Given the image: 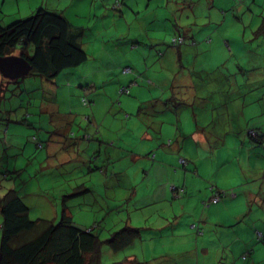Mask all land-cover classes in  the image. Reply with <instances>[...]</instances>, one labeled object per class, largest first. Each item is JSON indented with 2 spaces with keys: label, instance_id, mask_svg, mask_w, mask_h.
<instances>
[{
  "label": "crops",
  "instance_id": "1",
  "mask_svg": "<svg viewBox=\"0 0 264 264\" xmlns=\"http://www.w3.org/2000/svg\"><path fill=\"white\" fill-rule=\"evenodd\" d=\"M10 1L16 3L18 7H21L20 1L27 3L26 8H22L21 15L16 18H23V15L27 16L25 14L29 15L35 9L43 7L61 14L70 24L77 26L66 15L64 9H59L61 5L57 3L60 0ZM99 1L101 5L98 8H95L94 4V14L99 19L114 18H111L112 24L120 32L113 38L125 39V46L122 48L125 50H121L117 56L119 60L129 55L128 50L133 51V48L128 47L129 45L134 46V49L135 47L141 49L138 54H134L137 63L134 57H129L124 63H120L121 69L130 66L140 77L122 75L119 72V77L113 79L112 74L113 80L111 79L109 83L113 84L110 88L112 91L102 85V82H95L96 74L102 72L101 69L91 72L92 79L89 73L79 66L60 73L55 83L56 78L48 82L39 77L44 81L45 86L49 85L44 94L51 93L52 87L55 88L54 95L57 97L55 100L62 102L66 115H72L73 113H68L75 111L84 114V110H78L80 108L89 109L86 111L87 115H84L88 120H83L86 127L83 136L80 139H74V134H71L70 126L68 127V119L50 120L43 125L35 123V119L33 121L25 118L19 119L15 113L16 109H12L8 104L14 101L13 103L22 106L21 102L14 99L13 93L18 95L27 93L30 83L26 82V79L38 76L31 74L30 71L23 78L11 80L0 73V113L3 112L8 117L12 114L14 116L12 119H0V172L2 168L9 166L11 157L13 161H17L23 157L29 158L31 152L35 155L36 144L33 140L36 137L42 144L40 156L44 157L43 152H48L50 149L55 156L62 154L60 160L63 163L61 165L64 163L70 165L75 159L78 160L79 165L70 166L66 174L76 170L93 174V177L103 185L102 190L108 189V194L100 192L102 199L105 197L107 200L98 210L101 215L97 220L86 225L75 223L73 215L71 213L68 215L71 221L81 228L89 229V225L93 224L92 228L99 239L96 241L95 251H98V258L94 257L97 260L95 264H102L100 254L104 244L110 252V258L118 260L111 264H264V167L256 162V167L252 168L246 163L248 170L244 171L243 167L236 165L232 159L237 157L243 163L245 160L250 163V158L254 154L256 161L264 162V151L256 150L253 153L250 148L246 147V137L244 139V137L235 136L236 131L231 132L233 133L232 138L235 139L233 141L234 150H230L228 156L222 157L218 152L209 151V144H212V148L215 149V144L220 141L227 143L223 141V135L206 129V126L213 120V116L209 113L213 109L212 99L209 98L208 103L199 101L195 107L190 108L186 104L189 98H194L203 89V87L196 86H194V91L189 92L187 96L174 97L176 93H179L174 89H185L187 84L183 81V85L177 87L180 85L181 78L179 74L175 77L177 69H173V65L179 63L180 58L192 61L193 58L206 56L209 53L211 58L224 56L228 59L229 56H233L231 53L233 51L229 49L227 53L224 47L229 45H223L220 41L213 42L214 46L212 44L208 50L186 45L176 52L171 51L167 43L172 31L187 28L186 23L200 16L205 20L203 22L206 25L209 22L220 21L219 10L227 5L224 2L223 7H217L219 8L217 9L214 8V0H205L204 5L198 11L196 1L183 0L181 3H172L169 6V13L173 12L172 17H168V20L161 26V29L165 30L164 34L161 31L149 34L151 31H147L153 24L158 27L157 17L154 20V12L149 15L146 13L147 10L139 13L133 7L132 12L136 11L137 16L142 15L136 22L133 19V23L136 24L134 30L140 32L133 36L131 33L125 35L120 26L123 25L120 20L122 18L125 20L124 15L132 18L131 13L120 14L113 9L115 4L111 7L114 13H109L108 6L112 0ZM82 2L88 4L89 0H82ZM124 2L127 3L125 0ZM103 10L104 13H101ZM162 10H158L159 16ZM117 13L119 18H117ZM208 30H212L210 26ZM208 30H204L202 35L208 33ZM211 37L213 38V34ZM82 40L80 44L84 50ZM146 41H149L150 45H145ZM220 47L221 50H219ZM160 51L163 52L162 56L157 55ZM11 56L17 55L14 53ZM101 63L102 61L99 62ZM164 69L171 72L169 76H165ZM150 70H152L151 74ZM201 71L205 77L211 76V72L205 71L203 67L190 70L188 76L194 80L201 78ZM214 76L209 80H212L215 86L212 85L207 90V94H214L222 103H227L225 96L232 89L228 83L229 77L223 72L217 76L214 74ZM137 79H140L139 82ZM134 82L138 83L137 87ZM115 84L120 89L123 86H133L128 96L119 92L118 95L122 97L119 98L118 108L112 105L113 97L117 95ZM12 85H15V90L10 91ZM81 96L87 98L92 105L83 107L80 104ZM30 104L28 102L26 106L29 107ZM221 106L227 109V104H221ZM242 106L245 107L244 104ZM99 108L103 109L104 113ZM23 110L30 116L31 109ZM165 117L168 120L167 124L164 123ZM183 117L189 128H185L182 122ZM192 117L195 123H192ZM225 123L229 124V121H219L220 126ZM260 130L264 132V127ZM166 131H171L172 135H164ZM70 134L72 137L69 140ZM86 136L90 138L87 139ZM144 141L147 143H140ZM167 141L175 142L176 145L166 147ZM239 147H242L241 151L238 150ZM182 148L187 152L181 153ZM10 150L12 152L9 155L7 151ZM231 151L234 153L230 155ZM240 152L243 153V158ZM181 156L187 159L184 160L185 165L180 164L179 157ZM122 159H126V162L117 164ZM92 161H94V167L91 165ZM56 163L57 166L49 165L41 167V170L49 168L51 170H45L44 174L54 175L56 174L55 168L59 166V163ZM35 170L37 174L38 171ZM15 171L19 172L17 169ZM219 177L228 180L230 185L228 190L232 192V195L230 198L225 195L220 199V203L214 205L210 203L212 195L207 197L208 194L204 190L209 188L213 194L222 191L216 181ZM142 183H145L144 187ZM80 185H85V183H79L72 189L67 185L68 188L65 190L75 189L82 195L92 192L89 187H79ZM47 190L45 188V191ZM141 192L146 194L142 199ZM23 196L25 198L28 195L26 193ZM30 196L36 198V204L43 199L42 207L48 209L55 207L53 218L49 219L46 216L43 220L55 221L58 218L56 208L58 197H49L40 188L33 189ZM204 200L208 201L203 203ZM24 202L26 203L25 199ZM64 203L63 205L68 207L67 201ZM112 211L115 215L120 213L121 219L116 218L115 227L108 229L107 239L101 241V234L105 231L102 221L114 215ZM124 212H126L125 218ZM257 234H261L263 241L256 240ZM110 238L114 239V243L106 242ZM149 253L152 258L147 260ZM119 254L123 257L119 258Z\"/></svg>",
  "mask_w": 264,
  "mask_h": 264
},
{
  "label": "rangeland",
  "instance_id": "2",
  "mask_svg": "<svg viewBox=\"0 0 264 264\" xmlns=\"http://www.w3.org/2000/svg\"><path fill=\"white\" fill-rule=\"evenodd\" d=\"M94 1V3H93ZM121 1V0H119ZM127 2V5L124 6V11L126 13H131L132 18L129 15H124L125 20L122 18L120 22L123 23L121 26L122 31L125 35H129L131 33L133 36L139 34V31L134 30L135 23H133V19L136 22L138 18H141L142 15L137 16L135 12L133 11V5L135 7L136 3H140L143 5V10L146 11V13L157 14V10L163 9L164 11L170 10L169 6L172 5V3L176 2H183L182 0H125ZM196 0H192V2H195ZM116 2V0H112L109 4V13H114V11L111 10L112 5ZM150 2L149 5H147ZM225 2V1H224ZM224 2L221 4L219 0L215 1L214 7H223ZM144 3V4H143ZM204 0H199L197 7L199 8L198 11H200L201 7L204 5ZM230 3L234 5H238L239 7L232 10L229 8L231 4H228L227 6L223 7V9L226 11L227 14V20L224 25V30H226V34L228 38H231L230 36H236L239 40L238 44L239 47L235 45H231L230 49H232L233 56H229L228 59H225L224 56L222 57H215L211 58L212 56L208 53L206 56H198L197 58H193L192 61H187L185 58H180V62L175 63L173 65V69H177L175 72L179 74L180 85H183V81L186 82V88H176L175 91H179V93H176L174 95L175 98L187 96L189 92L194 91V86L196 87H203V89L196 95L194 98H189L188 102L186 103L189 105L190 108L195 107L196 103L201 102H209V98L212 99V105L213 109L209 112L213 117L211 120L212 122L209 123L206 126L207 130L215 131L217 134L223 135V141L227 143H221V141L216 145L215 149L212 148V144L210 145L209 151L211 152H218L221 154L222 157L228 156V153L230 150L233 149V141L235 140L232 138L233 133L235 132V136H241L246 137V147L250 148L251 151H264V147H261V145H258L257 147H253V144L249 143L250 140L248 139L247 133L250 129L257 128L259 126L264 127V98L262 95V100L260 103L256 102L255 99L260 96V94H264V31L256 32L255 30L260 25V23L263 21L264 15V2H261V0H240L237 3L234 0H230ZM94 4L95 8H98L101 5V2L99 0H89L88 4H84L82 0H60L57 5H61L59 9H64L66 15L79 27L83 28V35L81 39H83V47L84 50L87 53V60L86 63L79 66L81 68H84L92 79V71H97L98 69H101L102 72H99L96 74L97 78L95 82L97 83L102 82V85L106 86V88L110 89L112 88L113 84H109L110 80L117 79L119 77V72L122 74V69L120 66V63H124L129 57H134V54H138L141 49L134 46L132 47L129 45L128 47L132 50H128L129 55H125L122 60H119L117 57L121 50L125 46V39H117L113 38L114 35L120 32L119 29H116L114 25L112 24V17L109 18H98L94 14ZM20 6L16 3H8L6 0H0V12L4 15L2 19L3 24H7L11 21L13 17H19L22 13V8H26L27 3L20 1ZM149 6V7H148ZM66 7V9L64 8ZM159 10V11H160ZM104 13V10L101 12ZM108 13V14H109ZM221 14V12H220ZM28 15V14H25ZM23 17H25L23 15ZM27 17V16H26ZM112 18V19H111ZM117 18H119V14L117 13ZM15 19V18H14ZM18 19V18H17ZM194 19V18H193ZM193 21V20H192ZM204 21V20H203ZM118 22V21H117ZM192 22L186 23V26H189ZM235 28V29H234ZM191 33H196L198 30H202L201 28H191ZM234 29V32L232 30ZM154 32H149V34H153ZM189 34V33H188ZM128 37V36H126ZM225 42V40H224ZM237 44V45H238ZM145 45H150L149 41L145 42ZM141 47V46H140ZM185 47V46H184ZM222 48L220 47L219 50ZM224 49L229 51V49ZM134 61L137 63V59L134 57ZM102 61L101 64L99 62ZM139 61V58H138ZM182 61V62H181ZM219 65V66H218ZM127 67V66H126ZM200 67H203L205 71H210L211 76L205 77V75H202V71L200 72L201 78L198 77L195 80L190 79L188 76V73L192 69H199ZM225 73L229 77V83L232 89L227 93L228 96H225L227 99V103H222L218 97H216L214 94L208 95L207 90L213 86H215L214 82L212 80H209L211 77H215L214 74L219 75L220 73ZM149 73H152V70L149 71ZM163 73L165 76H169L171 72L163 70ZM129 74V73H128ZM136 76L140 77L138 74ZM185 76V77H184ZM112 79V80H113ZM138 82L140 79H137ZM23 81V80H22ZM57 81V78L54 80ZM26 82L30 83V88L27 93L25 94H14V99L18 100V102L22 103V106H18V104L13 103L14 101H11L8 103L11 105L12 109H16L15 113L17 114L18 118H25L27 120L33 121V119L36 120L35 123L43 124L45 122H49L50 120H62V119H68L70 126V132L71 134H74V139H80L81 136H83V131H85V123L83 122L84 119H86L84 115L86 114V111L89 109L80 108V110H84V114L75 112H70L68 114L72 115H66L65 111H63V104L62 102H59L58 100H55V88L52 87V92L44 94L46 87L49 85H44V81H42L39 77L31 76L26 79ZM60 82V80L58 81ZM105 82V83H104ZM179 82V81H178ZM194 82V83H193ZM79 83V82H77ZM254 83V84H252ZM61 85V84H60ZM101 85V84H100ZM235 86V88H234ZM255 86V87H254ZM115 87L117 85L115 84ZM135 87H137L135 85ZM234 88V89H233ZM253 88H258L255 91H252ZM101 89V87H100ZM15 90V85H12L10 91ZM117 95L113 97L112 105L118 108V101L119 98L122 96H119L120 88L117 87ZM229 90V89H228ZM249 90V91H248ZM17 91V89H16ZM110 91H112L110 89ZM257 92V94H256ZM255 95H254V94ZM85 95V94H83ZM82 97V96H81ZM9 102V100H8ZM30 102V106L27 107L26 104ZM54 102V104H53ZM220 105H216V104ZM245 103V107L242 106V104ZM81 104V99H80ZM221 104H227V109L225 107H222ZM7 107V106H6ZM31 109V114L28 116L24 113L25 110L23 109ZM101 112L104 113L103 109L99 108ZM190 115V114H189ZM14 116H5L4 113H0V119H6L10 118L12 119ZM84 117V118H83ZM104 117V115H103ZM225 120L229 121V124L220 126L219 121ZM182 122L185 124V128H189L187 125L186 119L183 117ZM164 123L167 124L168 120L167 117H165ZM192 123H195L193 117H192ZM81 126V128L79 127ZM166 128V127H165ZM39 129V127H37ZM45 133V131H42ZM69 135V140L72 137V135ZM166 136L172 135L171 131H166L164 133ZM68 140V139H67ZM68 140V141H69ZM82 141V140H81ZM264 141V140H263ZM85 142V141H84ZM33 143L36 144V152L35 155L30 153V157L26 158H20L17 161H13V157H11L9 166H5L1 169V173L4 175V177H0V195L5 194L6 191L9 189H14L20 193L21 195H25L27 193L28 196H26L24 199L26 201V205L29 209L28 216L30 220H36V219H44V217H49V219L53 218V213L55 207H52L51 209H48L46 207L41 206V202L43 199H41L39 204H36L37 200L36 198L30 196V193L33 189H41L45 195L51 196L52 198L58 197V206L56 207L58 209V218L54 221H58L61 217V211L63 210V203L62 197L66 196L70 193L69 198L67 199L68 203V209L69 212L73 215V221L77 224H88L91 221L97 220L99 217L100 212L98 211L100 206H103L107 200L100 194L106 193L108 194L107 190H102L103 185H101V182L97 180L95 177H93V174L85 172H79L74 171L70 174H66V170L70 169V166L76 167L79 165L78 160H74L70 165L69 164H62L63 163L60 160V157L62 154H58L57 156L54 155V153L51 152L49 149L48 152L44 151L43 155L44 157L40 156V151L42 150V145L40 142L35 139L33 140ZM140 143H147V142H140ZM235 144H237L235 142ZM51 145H55L54 143H51ZM166 147H171L176 145L175 142L170 143V141H167L165 143ZM56 146V145H55ZM238 150H242V147H239ZM181 153L183 151L187 152L186 149H180ZM221 151V152H219ZM10 155V152L12 150L7 151ZM225 153V155H224ZM234 153V151L230 152V155ZM150 155V154H149ZM148 155V157H149ZM254 154H252V157L250 158V163L245 160V163L241 162L237 159V157H233L234 163L236 165H241L243 167L244 171H247V164H250L252 168L256 167V162L258 165L264 167V162L262 161H256V159L253 157ZM241 158H243V153L240 152ZM248 156H250L248 154ZM216 157V154H215ZM230 157V156H229ZM179 160H187L185 156L179 157ZM59 163V166L56 167V174L54 175H46L44 174L45 170L50 171L51 169L46 168L45 170H41V167H47L51 165H56ZM126 162V159H122L117 162V164H122ZM143 160L141 159V164ZM215 162V161H214ZM185 161L182 163L185 165ZM247 163V164H246ZM15 165V167H14ZM125 167V166H124ZM149 165L147 166V168ZM19 170V176L15 173V169ZM37 169V174L36 170ZM108 180V179H106ZM219 184V188L222 189L220 192H224L225 195L229 196V198L232 195V192L228 189H230V185L228 184V180L225 178L219 177L216 180ZM231 181V180H230ZM84 182L85 185H80L79 187H86L90 188L92 192H87L85 195H82L81 192L75 191L73 189L70 191L75 185ZM143 187L145 183H142ZM67 185L71 188L69 191H66ZM229 185V186H228ZM94 187V189H93ZM45 188L48 190L45 191ZM49 191V189H51ZM211 189H205L204 192L208 194L207 197L213 196L214 194L211 193ZM26 191V193H25ZM77 192V194L73 195V193ZM80 193V194H79ZM146 194L141 192V199ZM224 195V196H225ZM210 197V200L212 198ZM222 196V197H224ZM221 197V198H222ZM228 198V197H226ZM224 199V198H223ZM208 200H204L203 203L207 202ZM220 201V200H219ZM102 202V203H101ZM220 203V202H219ZM218 204V202L216 203ZM215 205V204H214ZM214 205H208L209 207H215ZM206 204H204V208H206ZM131 212V211H130ZM114 215H110V218H106V220L102 221V226L105 227V231L101 234L100 240L104 241L107 239L108 229H112L115 227L116 218L121 219L120 213L115 215V212L112 211ZM126 212H124V218H125ZM109 215H107L108 217ZM101 220V216L99 218V222ZM93 224L89 225V228H91ZM37 229L40 230L42 228V225L38 224L36 225ZM32 235V234H30ZM256 236V240H259ZM261 242V241H260ZM108 248L106 244H104V247L101 250V263L102 264H111L112 262L116 263L115 261H118L117 259L113 260L110 258V252L108 253ZM119 258L123 257V255L119 254ZM152 255L149 253L147 256V260L151 259ZM136 264V263H134ZM138 264V263H137Z\"/></svg>",
  "mask_w": 264,
  "mask_h": 264
},
{
  "label": "trees",
  "instance_id": "3",
  "mask_svg": "<svg viewBox=\"0 0 264 264\" xmlns=\"http://www.w3.org/2000/svg\"><path fill=\"white\" fill-rule=\"evenodd\" d=\"M6 1L10 4L12 3L10 0ZM198 1L199 0H196L197 4ZM219 1L221 4L224 2V0ZM234 1L237 3V1L239 2L240 0ZM261 2H264V0H261ZM114 4V10H117L120 14L125 13L124 6H126L127 3H125L124 0H116ZM149 4L150 2L147 5ZM228 4H231L230 0H225V5ZM232 5L233 4L229 5V8L232 10H234V7H239L238 5ZM135 8L139 13L144 12L142 11L143 5L140 3H136ZM172 13L166 10L163 12L162 10L159 16L157 10V16H154V20L157 17L156 24L158 27L153 24L151 25V29H147V31L154 32V34L161 31L164 34L165 30H162L161 26L168 20V17H172ZM0 14L1 18H3L4 15L1 12ZM219 14L221 20L215 21V23L209 22L206 25L203 22L204 19L200 16L193 19L192 23L186 26L187 28L175 29L172 31L167 47L175 52L186 45L208 50L214 46L213 42L217 41H220V43L223 42V45H229L226 47L227 49H230L231 45L239 47V40L236 36H230L231 38H228L227 35H225L226 30H224V25L227 20L226 11L222 8L219 10ZM262 15H264V13ZM1 18L0 57L11 56L16 53L18 57L23 58L28 63L31 74L42 77L49 82L54 80L60 73L75 69L86 62L87 54L80 44L83 28L70 24L61 14L39 7L27 15V17L25 16L18 19L13 17L7 24H3ZM262 20L263 21L255 30L256 32L264 31V17ZM209 26L212 29L211 31L208 30ZM193 27L201 28L202 30L190 34L191 28ZM234 29L232 32H234ZM204 30H208L209 32L203 34V36L202 33ZM212 34L213 38L211 37ZM196 36L201 38L198 39ZM162 54V51L157 53L158 56H162ZM125 68L130 70L127 75L136 77L134 70L130 66L122 68V71ZM122 75L125 74L122 73ZM136 84L138 83L136 82L135 85ZM131 87L133 86H123L120 90L124 91L127 89L128 92L124 95L128 96ZM257 89L258 88H253L252 91ZM262 95L264 94L261 93L255 101L260 103ZM226 96H228V94ZM82 101L86 102L84 106L81 103L83 107H90V105H92L85 97L81 98V102ZM243 104L245 105V103ZM86 120H88L87 116ZM260 129L261 126L250 129L247 133L248 139L250 140L249 143H252L253 147H257L258 145H261V147L264 146V132H261ZM86 138L89 139L90 136H86ZM181 161L184 160H180V164L184 165ZM91 163L92 167H94V161ZM15 173L18 175L19 172L15 171ZM2 176L4 177L0 172V177ZM84 191H87V189H84ZM223 193L224 192H215L214 194L222 197ZM75 194H77V192L74 193V195ZM23 197L24 196L18 193L14 187L6 191L5 194L3 193L0 195V264L97 263L94 257L98 258V251L96 252L95 248L96 241H99V239L92 227L84 229L75 225L71 221L69 209L65 205H63L60 219L56 222L43 219L30 220L28 216L29 209ZM68 198L69 194L63 196L61 202L64 203ZM38 224L42 225L40 230L36 227ZM260 241H263V239H260ZM106 242L112 244L114 243V239L110 238Z\"/></svg>",
  "mask_w": 264,
  "mask_h": 264
},
{
  "label": "water",
  "instance_id": "4",
  "mask_svg": "<svg viewBox=\"0 0 264 264\" xmlns=\"http://www.w3.org/2000/svg\"><path fill=\"white\" fill-rule=\"evenodd\" d=\"M30 72V66L17 56L0 57V73L8 79L18 80Z\"/></svg>",
  "mask_w": 264,
  "mask_h": 264
},
{
  "label": "built area",
  "instance_id": "5",
  "mask_svg": "<svg viewBox=\"0 0 264 264\" xmlns=\"http://www.w3.org/2000/svg\"><path fill=\"white\" fill-rule=\"evenodd\" d=\"M129 72H130V70H129L128 68H125V69H123V71H122L123 74H127V73H129ZM127 92H128L127 89L124 90V91H123V90H120V93H122V94H123V93L125 94V93H127ZM81 103H82L83 106L86 105V102H85V101H82ZM183 162H184V161H181V163H183ZM222 196H224V193L222 194ZM220 199H221L220 195H217V194L215 195V194H214V195L212 196V198H211L210 201H211L212 204H216L217 202H219ZM257 237L260 238V239H262L261 234H257ZM260 239H259V240H260Z\"/></svg>",
  "mask_w": 264,
  "mask_h": 264
},
{
  "label": "clouds",
  "instance_id": "6",
  "mask_svg": "<svg viewBox=\"0 0 264 264\" xmlns=\"http://www.w3.org/2000/svg\"><path fill=\"white\" fill-rule=\"evenodd\" d=\"M7 57H8V56H7ZM120 94H122V93H120ZM122 95H124V93H123Z\"/></svg>",
  "mask_w": 264,
  "mask_h": 264
}]
</instances>
